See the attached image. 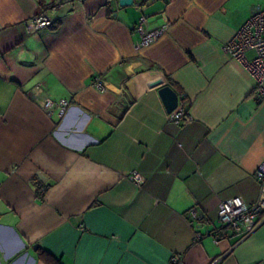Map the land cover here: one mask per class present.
<instances>
[{
	"label": "crops",
	"instance_id": "crops-1",
	"mask_svg": "<svg viewBox=\"0 0 264 264\" xmlns=\"http://www.w3.org/2000/svg\"><path fill=\"white\" fill-rule=\"evenodd\" d=\"M260 8L0 0V264H264V213L242 239L208 234L221 200L259 198L264 103L223 46ZM42 15L52 23L31 30ZM142 16L148 31L169 26L138 51ZM167 85L192 118L169 120Z\"/></svg>",
	"mask_w": 264,
	"mask_h": 264
},
{
	"label": "built area",
	"instance_id": "built-area-1",
	"mask_svg": "<svg viewBox=\"0 0 264 264\" xmlns=\"http://www.w3.org/2000/svg\"><path fill=\"white\" fill-rule=\"evenodd\" d=\"M145 21L146 18L142 16L133 26L134 30L141 34V39L135 43V48L138 51L164 36L169 26V24H165L157 29L148 31L144 25ZM51 23L52 20L44 15L27 21L31 30H37ZM223 50L240 61L251 74L254 79V97L258 103H264V9L255 10L243 25L236 30L234 36L224 44ZM92 85L100 91L108 89V82L104 81L99 74L94 75ZM59 104L62 108V113H65L70 107V104L65 100H61ZM53 105L54 101L49 98L43 102L44 109L48 112ZM168 118L170 121L182 123L192 118V116L189 111L177 108L169 113ZM256 177L260 184L259 198L256 202L247 203L240 196L220 201L218 208L220 227L208 233L215 244H219L221 241V229L229 228L233 236H238L242 239L258 227L261 215L264 213V163L259 166ZM130 179L137 184L144 182V176L138 171L131 173ZM191 212L194 219H202L196 209ZM202 236L201 233H198L196 234V239L199 240ZM172 260L174 264L182 263V259L177 256H174Z\"/></svg>",
	"mask_w": 264,
	"mask_h": 264
},
{
	"label": "water",
	"instance_id": "water-1",
	"mask_svg": "<svg viewBox=\"0 0 264 264\" xmlns=\"http://www.w3.org/2000/svg\"><path fill=\"white\" fill-rule=\"evenodd\" d=\"M119 4L120 6H131L134 4V0H119ZM160 94L169 112H173L179 107V94L171 86L162 87Z\"/></svg>",
	"mask_w": 264,
	"mask_h": 264
},
{
	"label": "rangeland",
	"instance_id": "rangeland-1",
	"mask_svg": "<svg viewBox=\"0 0 264 264\" xmlns=\"http://www.w3.org/2000/svg\"><path fill=\"white\" fill-rule=\"evenodd\" d=\"M252 55V53H250Z\"/></svg>",
	"mask_w": 264,
	"mask_h": 264
}]
</instances>
